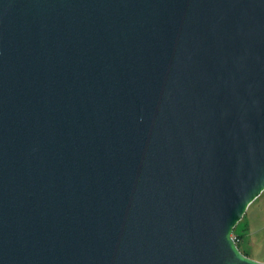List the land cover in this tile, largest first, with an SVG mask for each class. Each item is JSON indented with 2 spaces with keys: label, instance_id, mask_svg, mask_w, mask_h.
I'll use <instances>...</instances> for the list:
<instances>
[{
  "label": "water",
  "instance_id": "obj_1",
  "mask_svg": "<svg viewBox=\"0 0 264 264\" xmlns=\"http://www.w3.org/2000/svg\"><path fill=\"white\" fill-rule=\"evenodd\" d=\"M264 0H0V264H264Z\"/></svg>",
  "mask_w": 264,
  "mask_h": 264
},
{
  "label": "rangeland",
  "instance_id": "obj_2",
  "mask_svg": "<svg viewBox=\"0 0 264 264\" xmlns=\"http://www.w3.org/2000/svg\"><path fill=\"white\" fill-rule=\"evenodd\" d=\"M240 221V227L248 226L242 250H247L249 257L264 262V191L252 202Z\"/></svg>",
  "mask_w": 264,
  "mask_h": 264
},
{
  "label": "trees",
  "instance_id": "obj_3",
  "mask_svg": "<svg viewBox=\"0 0 264 264\" xmlns=\"http://www.w3.org/2000/svg\"><path fill=\"white\" fill-rule=\"evenodd\" d=\"M241 222V221H240ZM240 222L236 225V227L233 230V235L235 237L236 243L239 247V249L247 256H249V252L247 250H242V244L243 241H245V238L248 234V226L244 225L243 227H240Z\"/></svg>",
  "mask_w": 264,
  "mask_h": 264
},
{
  "label": "built area",
  "instance_id": "obj_4",
  "mask_svg": "<svg viewBox=\"0 0 264 264\" xmlns=\"http://www.w3.org/2000/svg\"><path fill=\"white\" fill-rule=\"evenodd\" d=\"M235 238V237H234Z\"/></svg>",
  "mask_w": 264,
  "mask_h": 264
}]
</instances>
